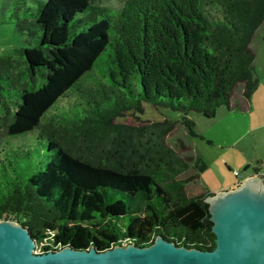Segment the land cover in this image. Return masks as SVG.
<instances>
[{"label": "trees", "instance_id": "16d2710c", "mask_svg": "<svg viewBox=\"0 0 264 264\" xmlns=\"http://www.w3.org/2000/svg\"><path fill=\"white\" fill-rule=\"evenodd\" d=\"M37 1L13 14L28 46L0 55V220L24 223L42 252L158 235L215 249L214 193L187 191L207 161L169 138L181 124L213 144L191 112L250 108L264 0ZM145 103L181 120L142 119Z\"/></svg>", "mask_w": 264, "mask_h": 264}, {"label": "water", "instance_id": "95a60500", "mask_svg": "<svg viewBox=\"0 0 264 264\" xmlns=\"http://www.w3.org/2000/svg\"><path fill=\"white\" fill-rule=\"evenodd\" d=\"M216 236L215 249L178 245L163 235L142 246L95 245L35 252L36 238L21 221L0 220V264H264V177L253 174L236 188L207 196Z\"/></svg>", "mask_w": 264, "mask_h": 264}, {"label": "rangeland", "instance_id": "374dc122", "mask_svg": "<svg viewBox=\"0 0 264 264\" xmlns=\"http://www.w3.org/2000/svg\"><path fill=\"white\" fill-rule=\"evenodd\" d=\"M23 6L24 12L21 17L33 15L40 7L37 0H0V55L12 52L16 48L28 46L25 35L19 32L17 20L13 16L16 6ZM257 53V66L259 74L264 73V23L257 29L253 43L251 44ZM262 87L264 86L261 84ZM262 89V88H260ZM264 90V89H263ZM264 95V92H262ZM264 101V99H263ZM258 103L252 111L242 112L239 106L228 109L226 106L218 110V114L212 118H204L199 112H191L190 118L196 122V130L203 134L206 139L215 141L209 146L207 140L191 136L185 127L179 124L176 131L170 136L169 141L178 148V139H185L194 152L203 154L196 146V143L203 146L205 159L208 164L207 170L201 174V182L195 181L187 186L189 194H197L202 189L212 185L216 188H223L227 184L236 187L243 179H247L253 169L248 168L250 161L264 160V102ZM63 105L67 101H62ZM236 105V103H235ZM241 110V111H240ZM182 113L172 108L154 107L145 103V111L139 116L146 120H181ZM260 126L257 130H253ZM241 137V138H240ZM240 138L239 143L237 142ZM198 145V146H199ZM231 165L232 170L227 165ZM239 171L240 175H235ZM187 172L185 176L189 175ZM202 175H205L203 178ZM208 179L209 184L205 179ZM228 189V188H227ZM220 190V189H219ZM225 190V189H222ZM221 190V191H222ZM219 192V191H218ZM37 250L42 252L41 246Z\"/></svg>", "mask_w": 264, "mask_h": 264}, {"label": "crops", "instance_id": "0c3cea01", "mask_svg": "<svg viewBox=\"0 0 264 264\" xmlns=\"http://www.w3.org/2000/svg\"><path fill=\"white\" fill-rule=\"evenodd\" d=\"M257 63V62H256ZM258 66V65H257ZM259 67V66H258ZM259 69V68H258ZM260 75V78H261V84H263L264 85V73L262 74H259ZM260 84V87H258V89L256 90V92H255V94H254V96H253V98H252V102H251V106H250V108L249 109H245V110H242V112H246V111H248V112H250V111H252V109H253V107H255V106H257L258 105V103L260 104L262 101H263V99H264V95H263V93L262 92H264V86L262 87V85ZM260 88H262V89H260ZM264 102V101H263ZM230 110V109H229ZM241 111V110H240ZM258 128H260V126H256V128H254L253 130H257ZM200 133V132H199ZM199 138V137H198ZM241 138V137H240ZM240 138H238V140H237V142L239 143V140H240ZM213 141V140H212ZM214 142L215 141H213V144H214ZM208 143V142H207ZM196 147L200 150V151H202L203 152V156L205 157V153H204V151H203V146L202 145H199V144H197L196 143ZM199 145V146H198ZM210 145H212L211 143H209V146ZM205 159V158H204ZM206 160V159H205ZM259 160H261V159H259ZM257 161V160H256ZM251 162H255V161H250L249 163H251ZM249 163L247 164V166L249 165ZM228 166V168L230 169V170H232V167H231V165L229 164V165H227ZM251 169H253L252 170V172L249 174V175H247V178H249L250 176H252L253 174H258V175H260L261 177H264V160L262 161L261 160V166H260V169H261V173H257L255 170H254V168L253 167H250ZM240 175V174H239ZM238 175V176H239ZM203 176V178H205V175H202ZM202 178V177H201ZM205 181H206V183L207 184H209L210 182L208 181V179L206 178L205 179ZM244 180L242 179L240 182H243ZM209 182V183H208ZM239 182V183H240ZM239 183H238V185H239ZM237 185V186H238ZM236 186V187H237ZM236 187H233L231 184H227V185H225V186H223V188H216V187H213L212 185H210V187H207L206 189H208L210 192H213V193H218V191H221L222 189H229V188H231V189H233V188H236ZM220 189V190H219Z\"/></svg>", "mask_w": 264, "mask_h": 264}, {"label": "built area", "instance_id": "2783aa9c", "mask_svg": "<svg viewBox=\"0 0 264 264\" xmlns=\"http://www.w3.org/2000/svg\"><path fill=\"white\" fill-rule=\"evenodd\" d=\"M234 173H235V175H239V174H240L239 171H235ZM126 243H127V240H124V242H122V244H126ZM60 246H61V245H59L57 248L59 249ZM35 252H39V251L37 250V248H36Z\"/></svg>", "mask_w": 264, "mask_h": 264}]
</instances>
